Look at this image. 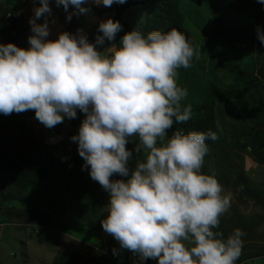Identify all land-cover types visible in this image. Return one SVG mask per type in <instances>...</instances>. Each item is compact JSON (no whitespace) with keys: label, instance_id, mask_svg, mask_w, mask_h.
Masks as SVG:
<instances>
[{"label":"clouds","instance_id":"obj_1","mask_svg":"<svg viewBox=\"0 0 264 264\" xmlns=\"http://www.w3.org/2000/svg\"><path fill=\"white\" fill-rule=\"evenodd\" d=\"M125 2L91 0L112 13ZM257 2L264 5V0ZM40 3L29 20L30 47L0 44V113L33 110L48 129L65 117L76 118L77 110L85 114L70 139L91 179L109 193L101 226L121 249L157 264H236L245 233L237 228L225 237L216 230L231 207L232 193L224 191L215 174L202 172L209 154L206 140H217V134L175 130L168 135L174 124L192 117L191 106L182 104L187 89L177 81L178 70L191 67L197 50L174 28L146 34L134 28L119 46L103 47L122 30L111 18L98 24L101 34L94 42L81 30L49 40L47 21L36 23L50 12L47 0ZM55 3L66 12L71 5L84 13L89 0ZM256 35L264 45L259 27ZM132 140L137 141V159L130 170L133 152L126 145ZM114 174L127 179H110Z\"/></svg>","mask_w":264,"mask_h":264},{"label":"rangeland","instance_id":"obj_2","mask_svg":"<svg viewBox=\"0 0 264 264\" xmlns=\"http://www.w3.org/2000/svg\"><path fill=\"white\" fill-rule=\"evenodd\" d=\"M47 3L50 12L37 18L36 23L44 24L45 21H47L49 30V36L47 39L49 40L57 39L58 34L61 32L75 34L77 30H81L89 42H94L95 36L101 34L97 31L98 24L101 21L114 16L111 11H106V6H103L102 4L96 6L91 3V0H89L88 5H85L88 10L84 13H79L78 10L74 9L71 5L66 12L63 6H58L55 3V0H47ZM40 6V0L34 2L32 0H24L19 8L23 14L22 23L26 31L24 39L25 49L30 47L28 37L32 35L29 20L34 16V8ZM119 7L137 9V12H134L135 14H138L139 12V5L133 0H126L124 4H118V8ZM180 7L185 18L184 26L190 32L195 41L193 47L197 50V55L195 56L197 58L200 57L201 54L203 56L205 54L207 55L204 51L202 52V44H204L203 38L209 37L211 39L213 32L218 33L215 25L216 16L218 14L224 15L220 16L223 19L219 18L221 22L228 23H230L228 21L229 18H238L242 15L238 14L236 16L238 9L234 0H206L200 4L188 0H181ZM256 7L260 8V11L263 14L262 19H264V5L260 4V6H258L257 1L253 2L249 15L254 17L251 10H254ZM108 8L110 7H107V9ZM134 13H132L131 16ZM69 14H71L70 20L67 19ZM262 19H260V24L262 23ZM83 20L86 23H83ZM193 25L195 27H193ZM2 43L3 40L0 38V44ZM110 43L116 42L115 40L113 42L105 40L103 47L109 46ZM98 50H102V47H98ZM229 56L233 58L234 55L231 53ZM192 75L194 77L193 80L197 81L189 85L191 90H187V101L191 103L200 102L204 93H206L211 94V98L216 105L220 104V108H224L227 103L235 100L233 99V91L231 94L227 91L228 86L223 81L225 76L217 73L216 70L210 72V68H208L206 70H201L200 74L193 72ZM199 77H201L202 80H198ZM178 78H180V76ZM207 80L213 81L215 88H211V84H207ZM177 82L180 85L179 79ZM235 106H237V103H235ZM233 107L234 106H232V108ZM223 110V117L226 120H231V118L226 115L227 107ZM234 110L239 112L240 109ZM241 116L244 115L241 114ZM84 118L85 114L77 110L76 118L68 119L65 117L63 123L56 125L52 129H48L36 120L33 110L25 111L22 119L25 122L24 128L26 137L32 138L35 141L41 137L43 139V144L54 147L55 153L58 156L57 161L53 162V172H49L43 178V181L45 182L43 186L39 185L35 188L34 192L31 194L33 201L29 204L35 202V197L37 200H43V204L38 205L43 210L50 213V218H56V220L61 223L64 222L59 218H70L68 221L71 222V227L70 229L63 228V226L59 228L57 224H53L52 226L42 227L41 230H38L33 226L31 227V224H16V226H12L9 224V221L13 218L10 216V213L5 212V208H14V211L16 212L20 208H27L29 204L22 202L23 198L17 199L19 201L15 199H12L13 201L11 202L5 201L0 210V264H50L51 260L63 250L80 251L83 257L82 264H114L115 262L122 264L123 261L128 264L129 259L133 257V253L127 249H121L119 242L111 235L105 233L104 230L102 232L100 231L102 227L101 220L107 215V212L104 211V209L109 203V193L105 191L98 182L91 179L89 168L85 165L84 160L78 154L77 143L70 139L73 135L78 134L79 126ZM244 122L247 128L248 122ZM233 123L236 124L235 121H233ZM220 129L222 130L221 127ZM30 130L31 132H29ZM4 132L7 131L5 130ZM9 134L10 133L8 132V135ZM245 135L246 134H244V132L241 133L240 130H228L221 136L228 142L240 143L245 141ZM22 138L23 133H20L18 140ZM135 143L136 141L132 140L126 145L127 149L129 148L128 150L133 152V156L135 152L133 151ZM35 144H37L36 146H40L37 142ZM222 145L223 144H218L216 148L211 150L213 153L212 157L210 154L205 157V164L202 168V170H204L203 172H205V174L222 173L221 176L223 177V180L225 178L227 179V182H229V185H227L228 187L226 188L227 190L224 189L226 187L224 181L220 183L225 192H229L230 190V192L235 195L233 192L236 184L235 180L240 181L239 177H242L247 182L245 185L246 187H250L253 191L257 193L259 192L260 195H264V190L260 191V188H264V165L253 162L246 153L242 150H238L239 148L234 147V151L229 150V159L227 161L228 164H233V166L228 168L226 165V159L222 155ZM61 149L66 153L60 151ZM247 149H249V147H247ZM77 156L79 162H82L79 163L76 170H73L69 167L70 163L68 160L70 157ZM135 157L136 156H134V158L132 157L128 162L130 170L136 165ZM46 163L49 164L50 162L47 161ZM60 164H63L62 167L64 168V172L57 167ZM110 179L126 180L127 177L114 174ZM239 184L242 185V183ZM245 197L247 198L246 200L244 199ZM47 200L50 204L46 203ZM241 200L242 202H239V199H236V202H238L237 208L240 209L239 213L245 217L243 219L247 221L253 220L254 218L247 217H255L256 214H260V204L256 203L254 201L255 199L253 200L247 196H243ZM51 203H54V205L57 206L56 210ZM233 203L235 204V197L233 198L232 196L231 204ZM254 203L256 204L253 207ZM47 204L49 205L48 207ZM250 207L251 210L253 211L254 209V211L247 213L246 210ZM53 210L60 211V213L55 214ZM91 222L95 223V228L92 226ZM262 223L263 224L260 227L264 229V222ZM102 235H104V238L101 237ZM260 237L262 238V233H260ZM74 239L77 241H74ZM78 241L83 242V244L91 245L93 248H86L85 245L79 244ZM259 242L260 244H263L264 240L262 241L261 239L256 241L258 244ZM94 244H104V253H102V251H100L101 253H98L99 249L95 248L93 246ZM87 249L89 251L88 253ZM114 249L116 250L115 254L113 253ZM262 261V259H258L257 263L262 264Z\"/></svg>","mask_w":264,"mask_h":264},{"label":"trees","instance_id":"obj_3","mask_svg":"<svg viewBox=\"0 0 264 264\" xmlns=\"http://www.w3.org/2000/svg\"><path fill=\"white\" fill-rule=\"evenodd\" d=\"M23 1L24 0H0V38L3 40L2 44L12 43L19 48L25 49L24 39L26 31L22 23L23 14L19 9ZM32 1L34 2L36 0ZM133 1H136L139 5L140 13L138 12V14L134 13L137 12V9L118 8V4L112 8L114 16L111 17V19L119 21L122 25V30L118 32L115 37V42L118 45L120 38L126 32L134 28H138L145 34L154 30L166 32L174 28L185 35L187 40L194 45L195 41L192 35L184 26L185 18L180 7L181 0ZM188 1L200 4L206 0ZM234 1L239 11H237L236 16L238 14L242 15L238 18H229L228 21L230 23H228L221 22L220 19L223 18L220 16L223 14H218L215 23L218 33L213 32L211 39L209 37H204V44L201 43L203 45L202 52L204 51L207 55L205 54L203 56L201 54L198 58L194 56L190 68H181L178 70V77L180 76V78H178L180 80V85H178L187 90H191L189 85L197 81L193 80V72L200 74L201 70L210 68V72L216 70L217 73L224 75L223 81L228 86L227 91H229L228 93L230 94L233 91V99H235L225 105V107H227L226 115L230 117L231 120H226L223 117V111H225L223 109L225 107L220 108V104H215L214 100L211 98V94L204 93L200 102L191 103L185 98L182 104L191 106L192 117L183 124H174L173 128L168 132L169 136H171L172 132L175 130H181L185 134L189 131L207 132L211 130L215 132L218 136L217 140H206V144L209 147V154L212 157L213 153L211 150L216 148L218 144H223L222 155L226 159L228 168L233 166V164H228L227 161L229 159V150H233L234 147L246 153L255 163L264 165V45H261L256 35L258 27L261 32H264V19H262L263 14L258 7L251 10L254 17L249 15L253 2L257 0ZM258 6H260V3H258ZM58 10L60 11L59 8ZM132 13L134 14L131 16ZM260 19H262L261 24ZM83 23L86 22L83 20ZM193 27L195 26L193 25ZM231 53L234 55L233 58L229 56ZM198 80H202L201 77H199ZM207 84H211V88H215L213 81L207 80ZM235 103H237V106H235ZM232 106L234 107L232 108ZM234 109L240 110L236 112ZM24 114L25 112H14L10 115L0 113V210L5 201L11 202L13 201L12 199L17 200L23 198L22 202L27 204L32 202L31 194L36 187L39 185L43 186L45 183L43 178L49 172H53V162L57 161L58 158L54 147L43 144V139L41 137L38 138L37 141L26 137L24 128L25 122L22 119ZM241 114L244 116H241ZM233 121H235L236 124H234ZM244 121L248 122L247 128ZM5 130L7 132H4ZM228 130H240L241 133L244 132V134H246L245 141L233 143L224 140L221 135ZM8 132L10 133L9 135ZM29 132H31V130ZM20 133H23V138L18 140ZM36 142L40 146H36ZM247 147H249V149H247ZM60 151L66 153L63 149ZM134 156H136L135 159H137L135 152ZM47 161L50 163H46ZM68 162L70 163L69 167L76 170L79 163L82 161L79 162L77 156L70 157ZM62 166L63 164H60L57 167L64 172ZM203 171L204 170H202V172ZM221 174L220 172L215 173V177L217 176L216 178L219 180V183L224 181L226 186L229 185L227 179L224 178L223 180ZM239 178L240 181L235 180L236 184L234 187L237 189L243 188L244 191L249 193L252 197H256L258 193L253 191L252 188L245 186L247 182L244 178ZM239 183H242V185ZM46 203L50 204L48 200ZM38 204H43V200H37L35 197L34 203L29 204L27 208H20L16 212L14 208L6 207L5 212L10 213V216L13 218L9 221L10 223H8L12 226H16V224H31V227L33 226L38 230H41L42 227L52 226L53 224H57L59 228L63 226V228L70 229L71 222L68 221L70 218H59L64 222L61 223L57 221L56 218H50V213L43 210ZM51 204L54 205V203ZM48 206L47 204V207ZM56 207L57 206L54 205L55 210ZM55 210H53L55 214L60 213V211ZM241 219L243 220V218ZM263 220L264 218H257V220L254 218L253 220H245V223L249 227H255L257 222H259L260 225V221ZM91 224L95 228V223L91 222ZM220 231L223 232L222 229ZM262 231L264 233V230ZM231 232H229V234ZM81 245H85L86 248L88 247L87 244L82 243ZM103 245L104 244H94L93 246L102 250L104 248ZM89 247L91 249L93 248L91 245H89ZM88 252L87 249V253ZM98 253L101 252L99 251ZM82 259L83 257L80 251L63 250L51 260L50 264H82ZM95 260L98 261L97 259ZM135 261L138 262V257L133 254L128 264L135 263ZM153 261L154 259H147L141 261L140 264H150ZM123 263L126 264L124 261L122 264Z\"/></svg>","mask_w":264,"mask_h":264},{"label":"crops","instance_id":"obj_4","mask_svg":"<svg viewBox=\"0 0 264 264\" xmlns=\"http://www.w3.org/2000/svg\"><path fill=\"white\" fill-rule=\"evenodd\" d=\"M107 10L108 9L106 7V11ZM106 14H107V12H106ZM227 187L228 186H226L224 189L227 190L226 189ZM262 190H264L263 187L260 188V191H262ZM229 192H230V190H229ZM233 192L235 194V195L232 194L233 198L235 197V204L234 203L231 204L229 211H227L225 214H223L220 217L219 228L216 230L220 231L222 229L223 232L222 231H220V232H222L224 234V236L226 237L229 234V232L233 231L234 229H237V228L241 229L245 233V235L242 237L244 243H243L242 254L239 257V259L236 261V264H258L257 263L258 259H262L263 255H264V243L260 244V242H259V244H258V243H256V241L261 240V239H262V241L264 240V235H263V231H262L264 229H262L260 227L263 224L262 222H264V220L260 221V225H259V222H257L255 227L247 226L245 223V219H243V220L241 219V218H245V217H244V215L239 213L240 209L237 208L238 202H236V199H239V202H242L241 198H243V196H247L248 198H251L253 200L255 199L254 201L256 203L260 204V214L258 213V214H256L255 217H247V218H264V195H262V194L260 195L258 192L256 197H252L249 193L245 192L243 188L237 189L235 187L233 189ZM259 197H260V200H259ZM244 199L246 200L247 198L245 197ZM256 203L253 204V207ZM251 207L246 210L247 213L254 211V209H253V211L251 210ZM239 217H240V219H239ZM53 230H55V229H53ZM100 231L101 232L103 231L102 227H101ZM57 233H59V232H57ZM260 233H262V238L260 237ZM101 237L104 238V235H102ZM74 241H77V240L74 239ZM78 242H79V244L83 243L80 241H78ZM150 264H157V261L154 259V261Z\"/></svg>","mask_w":264,"mask_h":264},{"label":"water","instance_id":"obj_5","mask_svg":"<svg viewBox=\"0 0 264 264\" xmlns=\"http://www.w3.org/2000/svg\"><path fill=\"white\" fill-rule=\"evenodd\" d=\"M137 257H138V256H137ZM140 262H141V260H140L139 257H138V262L135 261V263L133 262L132 264H137V263L140 264ZM129 264H131V263H129Z\"/></svg>","mask_w":264,"mask_h":264},{"label":"built area","instance_id":"obj_6","mask_svg":"<svg viewBox=\"0 0 264 264\" xmlns=\"http://www.w3.org/2000/svg\"><path fill=\"white\" fill-rule=\"evenodd\" d=\"M262 260H263V261H262V264H264V255H263V257H262Z\"/></svg>","mask_w":264,"mask_h":264}]
</instances>
